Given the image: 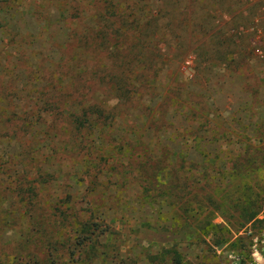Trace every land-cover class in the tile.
Segmentation results:
<instances>
[{
    "label": "rangeland",
    "instance_id": "374dc122",
    "mask_svg": "<svg viewBox=\"0 0 264 264\" xmlns=\"http://www.w3.org/2000/svg\"><path fill=\"white\" fill-rule=\"evenodd\" d=\"M61 2L0 0V6H6L0 24L5 25L8 32L6 36L0 33V106L4 105V100H21L23 109H31L33 117L45 122L48 117L38 112L39 105H32L38 100L37 90L45 83L40 82L41 75L30 73L31 63L38 60L40 68L45 66L51 71L53 68L54 74L62 71L61 77L65 76L68 81L66 76L71 74L68 63L75 65L80 61L67 47L62 53L67 64L50 65L44 60L45 52L53 62L61 56L59 50L50 49L49 45L52 36H57L63 27L58 11ZM75 3L88 13L105 4L116 6L117 12H127L123 8L133 3L127 21L133 14L146 20L148 10L154 13L152 24L168 18L171 20L169 29L167 25L164 33L156 35L162 36L157 43L164 53L155 64H150L155 52L152 48L137 51V36L129 32L124 40L121 35L112 36L111 41L122 43L119 45L121 53L127 52L123 57L115 55L120 62L115 72L125 75L129 70L125 60L133 63L138 58L134 68L143 72L147 84L140 89L139 95L123 101L134 109L121 108L123 113L116 119L115 131L92 135L91 153L89 149L73 151L68 136L44 139L31 131L21 142L26 149L31 148L32 154L38 153L37 161L21 165L20 156L8 161L17 143L0 135V202L3 208L0 211L4 214L7 210L11 213L17 210L19 204L14 188L24 182L16 178L23 169L34 186L44 182L39 191L42 202L49 200L59 204L64 215L82 221L85 215H90L99 228L106 226L97 242L80 246V256H91V250L94 253L89 264H173L175 259L177 264H217V246L230 239L238 223L230 217L229 225L216 214L211 221L225 229L217 228L203 235L198 223L205 216L204 206L186 199L187 208L191 209L182 213L180 204L184 198L177 199L174 206L167 199L166 191L143 192L133 181V174H138V163L148 152L154 167L150 165L147 172L153 171L161 186L172 179L171 165L182 164V170H186L190 164L194 169L191 170H196L199 176L201 165L206 163L214 185L213 194L223 198L225 203L228 194L234 197V202L247 194L253 196L254 190L264 195V167L259 166L264 164V68L251 52L254 34L249 30L254 18L261 16V0H76ZM159 9L165 16L156 17ZM256 24L262 26L260 20ZM129 37H135L133 45ZM2 38L7 45H2ZM182 50L185 57L179 61ZM112 51L115 52V48ZM100 59L105 65L97 66L94 59H87L85 64L75 66V70H86V75L79 79L83 84L74 93L75 96L82 94L84 100L80 101L85 103L112 105L117 100L105 98L104 84L98 79L102 71L107 75L114 73L111 57L102 55ZM145 70L148 72L144 73ZM25 74L29 81L32 76L33 86H21L20 80ZM46 84L51 85L50 79ZM36 85L38 89L30 90ZM57 99L62 100L60 95ZM152 116L156 124L147 125ZM83 163L85 165L80 167ZM90 163L94 165L91 170L87 167ZM241 175L250 188L246 195L236 187L241 183ZM204 181L200 177L194 179L191 196L201 194L199 188ZM260 204L264 211V200ZM243 210L246 209L229 207L227 212L235 217ZM16 232L11 225L2 229L1 242L18 237ZM218 235L221 239L214 243ZM76 236L63 228L58 238L72 240ZM62 258L65 264H81L79 257L71 261L65 254Z\"/></svg>",
    "mask_w": 264,
    "mask_h": 264
},
{
    "label": "trees",
    "instance_id": "16d2710c",
    "mask_svg": "<svg viewBox=\"0 0 264 264\" xmlns=\"http://www.w3.org/2000/svg\"><path fill=\"white\" fill-rule=\"evenodd\" d=\"M75 1L62 0L58 7L59 17L63 21V27L58 32L57 36H52L49 45L50 49L54 48L59 50L61 56L53 62L52 60H48L50 59L47 58L49 54L45 52V55H43L44 60L50 65L57 66V64H59L63 66L65 63L67 64L68 60L62 59V55H64L62 53L66 51V47L70 48V51H68H72V55L78 57L80 61L76 62L75 65L68 63L67 67L71 73L66 76L68 81L65 80V76L61 77V75H63L61 74L62 71H58L54 74L53 68L52 71L45 66L44 68H40L38 60H35V62H32L30 65V73L36 74V76L41 75L40 82L45 83V86L42 85L39 89L37 84L36 87L30 88V90L38 89V100L33 101L32 105H39L38 112L48 117L46 122L33 117L34 115L31 109H23L21 100H4V105L0 106V135L7 137L6 139L9 140L12 139L17 143L15 145L17 149L15 147L16 151L8 156V161L15 160L18 156L23 159L21 165L34 164L37 161L38 153L35 152L32 154L31 148L26 149L21 142L31 131H34L35 135H42L44 139H51L57 136H68L70 139L69 145L72 146L73 151H76V153L81 149H89L90 143L94 142V136L92 135L96 133L102 134L106 131H115L117 129L116 119L123 113L124 108L134 109V106H126L124 102L139 95L140 89L143 90V88H145L147 80L142 74L143 72L135 70L136 68H134L136 66L134 62H136L138 58L134 59L133 63L130 59L125 60V66L128 65L129 67L125 75L115 72L116 65H120V62H117V57H123L127 52L121 53L119 45L122 43L118 44L115 42V39L111 41L112 36H117L118 38L121 35L122 40H124L127 32L133 36H137L139 39V43L135 45L139 48L137 51L142 50L143 52V50L152 48V51L155 52V55L152 56L149 61L150 64H155L156 59L161 58V54L164 53L161 52V48L157 43L158 40L162 39V36L160 35L157 37L156 35H158L159 32L164 33L166 29H169L168 24L171 20L169 21L168 18H165L164 22H160L159 24H152L151 22L153 20L155 21L153 16L154 13L148 10L147 14L149 16L146 20L133 14L132 19L127 21L128 18L126 17H129L127 15L128 12L133 11V3L129 4L130 7L123 8V10L127 9V12H117L115 10L117 9L116 6L112 7L105 4L101 9L94 10L93 13H88V10H85L84 7H78ZM5 12L6 6H0V22ZM166 12L168 13V11ZM18 14H20V12ZM159 16H165V13L162 14L160 9L156 17L158 18ZM167 25L168 27L166 28ZM155 27L158 28V32ZM0 33L3 34V36L8 35L5 25L0 24ZM13 36L14 33L11 37ZM1 41L3 46L7 45V41L3 38ZM11 41L14 43L15 40L13 39ZM133 41H135V37H129V43L133 45V43H131ZM16 42L19 41L16 40ZM114 48L115 52L112 51ZM50 49L45 48V51L49 53ZM184 53V50L179 53V61L184 59ZM102 55L105 57L110 55L112 61L110 66L111 70H114V73L107 75V72L102 71V73H99L100 75L97 74V76L99 75V82L104 84L105 98L112 97L117 101L112 105L98 102L90 104L82 102L80 101L84 100L82 94L78 93V95L75 96L74 91H78L83 84V81L79 79L86 75V70H81L79 68L75 70V66H77V64H85V60L87 59H94L97 62V66H103L105 65V61L101 63L100 57ZM115 55H117V57ZM138 66L139 65H137V67ZM22 72L23 70L19 73L21 74ZM147 72L148 70L144 71V73ZM93 73L94 71L92 74ZM26 74L23 77L24 79L20 80L21 86L25 85L22 86L24 88L26 85L31 87L35 83H31L32 76H30L29 81L28 78H26ZM46 74H50V76L46 77ZM133 74L134 76L132 77ZM33 79L36 80V77H33ZM49 79L51 85L47 86L46 83ZM129 79L135 81L137 84L131 83ZM76 81L77 84H75ZM142 84H144V87ZM57 95H60L62 100H58ZM82 97L83 99H81ZM121 108H123V110H121ZM150 123L156 124L153 116L148 120L147 125ZM88 152L91 153L92 148L89 149ZM1 156L2 155H0V157ZM150 157L152 158V155L147 152V154L141 158V161L138 163V174H133L135 176L133 177V181L141 187L143 192L153 191L154 189L156 191H160V189L162 192L166 191L168 193L167 199L174 206H176L178 202L177 199L184 198L180 204L182 213L191 209L187 208L186 199L198 201L199 205L204 206L206 210L204 218L198 223V227L203 235H207L211 230L215 231L217 228L225 229L211 221L216 214L220 215L227 224H229L228 219L232 217L233 220L238 223V226L234 227V230L247 222L264 225V217H260V215L264 214L262 210L263 205L260 204L261 201L264 200V195H260L262 194L260 190H254L252 192L253 196L248 195L247 192L250 188L247 184V180L244 179L242 175L240 176L241 183L236 187L243 195L247 194L248 196L246 195L241 200H236L237 202H234V197L228 194L227 203H225L223 198L221 200L217 198L216 194H213L214 185L209 178L211 173L206 163L201 165L202 167L200 168L202 173L199 176L196 175V170H191L193 167L190 166V164L188 168H185L186 170H182V167H184L182 164L176 167L171 165L169 174L172 179L169 183L161 186L155 173L153 171L147 172L149 166L152 165L149 161ZM87 161L90 162L91 159L89 158ZM252 162L251 160L250 163ZM83 165H85V163L82 165L80 164V167ZM263 165L264 164H260L259 166L264 167ZM93 166L94 165L90 163L87 167L91 170ZM185 172H188V174ZM199 177L205 180L204 184L200 185L199 188L201 194H194L191 196L190 194L193 193L192 183L194 179L199 180ZM16 178L24 181L22 185L15 186L14 188V194L18 197L16 203H18L19 206L13 213L7 210L3 214V212L0 211V231L11 225V228H16L18 231L16 232L18 237L10 240L11 243L8 242V240L6 243L0 240V264H65L62 261V256L65 254L71 261L79 257L81 264H89L93 260L91 256H94V253L91 250V256L83 255L82 257L80 256L82 255L80 246L83 247L87 243H89L87 246H91L90 243L97 242L100 235L106 231V226L99 228L100 225L98 222L91 219L90 215H85L82 221L76 217H71V215H64L59 204H53L49 200H44V202H42L39 199V191L44 187V182H39L38 186H34L27 178V174L23 169H21V174L16 176ZM211 178L213 179L214 176H211ZM55 203H57L56 200ZM229 207H240V209L246 210L241 211L234 217L228 214L227 210ZM0 209L3 210V208H1V202ZM77 223H79L78 226ZM63 228L71 230L72 233L77 235L76 238H72V240L71 238L60 240L58 235H61V230ZM14 234L13 232V235ZM220 239L218 235L213 241L217 243ZM68 240L70 242H68ZM38 252L42 255L40 256ZM177 263L178 260L175 259L173 264Z\"/></svg>",
    "mask_w": 264,
    "mask_h": 264
},
{
    "label": "built area",
    "instance_id": "2783aa9c",
    "mask_svg": "<svg viewBox=\"0 0 264 264\" xmlns=\"http://www.w3.org/2000/svg\"><path fill=\"white\" fill-rule=\"evenodd\" d=\"M261 3V16L254 18L249 30L254 34L251 52L264 68V0ZM217 264H264V225L247 222L232 230L230 239L217 246Z\"/></svg>",
    "mask_w": 264,
    "mask_h": 264
}]
</instances>
